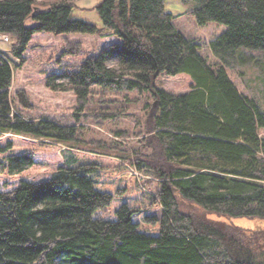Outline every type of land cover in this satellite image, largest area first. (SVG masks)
I'll return each instance as SVG.
<instances>
[{
    "label": "trees",
    "instance_id": "obj_1",
    "mask_svg": "<svg viewBox=\"0 0 264 264\" xmlns=\"http://www.w3.org/2000/svg\"><path fill=\"white\" fill-rule=\"evenodd\" d=\"M74 1L0 0V35L21 62L40 33L122 41L48 77V87L76 95L74 125L25 116L36 107L12 91L15 65L0 52V134L119 151L87 139L82 121L136 117L127 107L141 100L134 134L144 137L127 163L72 159L40 183L17 177L35 164L31 154L0 161V264H264V230L239 223L264 219V111L226 67L241 48L264 50V0H183L198 3L188 14L199 27H226L210 44L214 65L177 29L166 0H103L101 26L73 20ZM82 53L68 40L64 54ZM162 75L190 76L191 90L161 89Z\"/></svg>",
    "mask_w": 264,
    "mask_h": 264
},
{
    "label": "rangeland",
    "instance_id": "obj_2",
    "mask_svg": "<svg viewBox=\"0 0 264 264\" xmlns=\"http://www.w3.org/2000/svg\"><path fill=\"white\" fill-rule=\"evenodd\" d=\"M102 1H74L76 5L72 10V19L101 26L97 7ZM165 5L167 13L175 17L174 23L177 29L187 38L194 39L201 45V53L210 64L219 63L211 52L210 44L226 31V27L215 23L206 27H199L195 18L188 14L189 9L198 5L197 2L186 5L183 0H166ZM68 40L82 44L83 53L81 56L74 57L64 54ZM116 42L122 43L116 37L54 36L48 33H40L33 37L25 53V61L21 62V60L14 58L11 53L13 39L7 35H0V52L15 65L12 91L14 93L20 90L25 91L30 102L36 107L34 112L24 111V115L30 118L57 121L63 125H74L77 122L74 114L78 109L76 95L73 92L55 91L48 87V77L60 75L70 69H77L88 57L100 55L104 49ZM109 66L118 67L114 61L109 62ZM226 67L241 93L254 99L264 111V50L241 48L237 50L235 57L229 58ZM60 82L62 80L59 79L58 83ZM192 85L193 80L187 75L176 77L162 75L157 81L158 87L176 94L189 92ZM135 96V94H131V98ZM127 108L136 114V117H123L112 123L107 122L102 126L88 118L82 121L83 126L88 128L90 132L93 131V134H87V139L92 136L106 140L112 146L115 144V147H121L119 151H100L87 148L84 145L62 144L8 133L0 134V148L11 145L12 149L7 153H0V161H5L6 156L12 154H31L35 164L17 177L34 183L49 181L60 167L65 166L72 159L80 163L95 161L104 166H118L127 163V157L132 155L130 153L134 152L137 142L144 137H137L134 134L138 122L137 118L138 116L141 118V115L144 114L142 101L130 104ZM112 130H130L131 135L127 138L117 137ZM130 168L143 183L150 179V177L139 173L134 167ZM157 188L158 184L148 186L150 192L156 191ZM239 223L252 230H264V219H245L240 220Z\"/></svg>",
    "mask_w": 264,
    "mask_h": 264
},
{
    "label": "water",
    "instance_id": "obj_3",
    "mask_svg": "<svg viewBox=\"0 0 264 264\" xmlns=\"http://www.w3.org/2000/svg\"><path fill=\"white\" fill-rule=\"evenodd\" d=\"M157 107H158V103H154V104H153V107H152V111H153L154 109H157Z\"/></svg>",
    "mask_w": 264,
    "mask_h": 264
}]
</instances>
